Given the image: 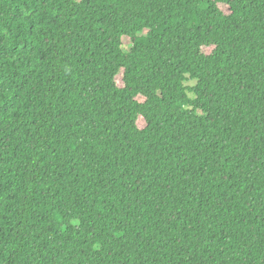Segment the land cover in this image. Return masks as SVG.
Masks as SVG:
<instances>
[{
    "label": "trees",
    "instance_id": "1",
    "mask_svg": "<svg viewBox=\"0 0 264 264\" xmlns=\"http://www.w3.org/2000/svg\"><path fill=\"white\" fill-rule=\"evenodd\" d=\"M0 264H264V0H0Z\"/></svg>",
    "mask_w": 264,
    "mask_h": 264
},
{
    "label": "rangeland",
    "instance_id": "2",
    "mask_svg": "<svg viewBox=\"0 0 264 264\" xmlns=\"http://www.w3.org/2000/svg\"><path fill=\"white\" fill-rule=\"evenodd\" d=\"M223 11H227L225 6H221ZM124 49L128 48V46H123ZM206 52L209 51L207 48L204 49ZM191 83V82H189Z\"/></svg>",
    "mask_w": 264,
    "mask_h": 264
}]
</instances>
